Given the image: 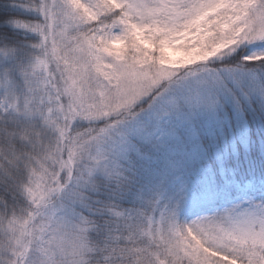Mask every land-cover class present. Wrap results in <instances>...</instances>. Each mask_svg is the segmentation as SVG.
<instances>
[{
	"label": "snow or ice",
	"instance_id": "obj_1",
	"mask_svg": "<svg viewBox=\"0 0 264 264\" xmlns=\"http://www.w3.org/2000/svg\"><path fill=\"white\" fill-rule=\"evenodd\" d=\"M0 264H264V0H0Z\"/></svg>",
	"mask_w": 264,
	"mask_h": 264
},
{
	"label": "trees",
	"instance_id": "obj_2",
	"mask_svg": "<svg viewBox=\"0 0 264 264\" xmlns=\"http://www.w3.org/2000/svg\"><path fill=\"white\" fill-rule=\"evenodd\" d=\"M252 132H253V140H257L258 139V133H257L255 126H253Z\"/></svg>",
	"mask_w": 264,
	"mask_h": 264
}]
</instances>
